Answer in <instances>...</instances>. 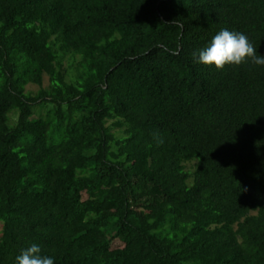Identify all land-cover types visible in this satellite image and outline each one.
Instances as JSON below:
<instances>
[{"label":"trees","instance_id":"1","mask_svg":"<svg viewBox=\"0 0 264 264\" xmlns=\"http://www.w3.org/2000/svg\"><path fill=\"white\" fill-rule=\"evenodd\" d=\"M222 29L264 56V0H0V264H264V66L198 63Z\"/></svg>","mask_w":264,"mask_h":264},{"label":"clouds","instance_id":"2","mask_svg":"<svg viewBox=\"0 0 264 264\" xmlns=\"http://www.w3.org/2000/svg\"><path fill=\"white\" fill-rule=\"evenodd\" d=\"M25 27L31 29L33 24H26ZM249 61L264 66V56L257 54L256 47L249 41L248 36L243 32L227 29H222L214 35L210 44L199 51L197 60L203 65H214L217 70H222L226 65L239 66ZM154 138L157 146L163 144V139L158 133H154ZM15 259L17 264H54L53 258L41 254V248L37 244L23 249Z\"/></svg>","mask_w":264,"mask_h":264},{"label":"rangeland","instance_id":"3","mask_svg":"<svg viewBox=\"0 0 264 264\" xmlns=\"http://www.w3.org/2000/svg\"><path fill=\"white\" fill-rule=\"evenodd\" d=\"M47 84H48L47 77L44 76V78H43V86H45ZM27 88L36 89L37 87L35 85H27Z\"/></svg>","mask_w":264,"mask_h":264}]
</instances>
